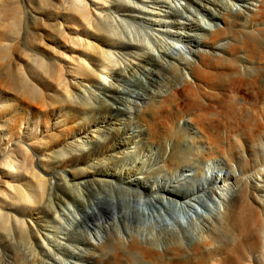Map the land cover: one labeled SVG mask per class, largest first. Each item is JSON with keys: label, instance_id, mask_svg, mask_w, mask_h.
<instances>
[{"label": "bare ground", "instance_id": "bare-ground-1", "mask_svg": "<svg viewBox=\"0 0 264 264\" xmlns=\"http://www.w3.org/2000/svg\"><path fill=\"white\" fill-rule=\"evenodd\" d=\"M176 2L54 0L48 18L65 24L50 25L47 55L18 37L53 92L38 104L26 80L21 99L92 113L85 147L102 155L52 185L84 140L0 148V264H264V0ZM7 10L0 40L38 16L10 9L7 25ZM111 124L135 128L119 156ZM134 151L143 161L127 165Z\"/></svg>", "mask_w": 264, "mask_h": 264}, {"label": "rangeland", "instance_id": "rangeland-1", "mask_svg": "<svg viewBox=\"0 0 264 264\" xmlns=\"http://www.w3.org/2000/svg\"><path fill=\"white\" fill-rule=\"evenodd\" d=\"M173 1L175 4L178 3L176 0ZM53 3L54 0H7L6 3H4L5 5L0 4V20L2 19L1 13L8 9L6 11V16H3L6 18L5 23L10 21L12 16L14 17V15H16L15 17L18 16L22 18L24 12L28 14L31 10H34L38 15L36 19L33 20L30 18V15H28L29 21H32L28 22L27 20V24L18 18L17 25L9 28L8 31L11 32L7 35V37L0 40V148H5V146L8 144L9 147L12 148L14 145L21 144L22 142L29 145L28 143L34 140H37L38 143H40L46 139L49 142L47 146H52L49 149H60L64 146L69 148V142L76 140L77 138L84 140V142L79 141L77 143L80 148L79 150L78 146L76 151L70 150L73 155H70L69 153L66 154L64 157L65 162L62 164L63 170H56L55 174L57 178L51 181L52 185H54L53 182L59 180L58 177H65L68 170H74L77 172V170L84 169L86 166L89 167L91 163L98 161L102 155V153H99L101 151V147L91 149L90 151H88V149L85 147L87 143H89V132H92V129H97L98 126H100L102 120L96 121L95 117H89L94 116L92 113H89L88 111L84 112L82 110H76L75 112L71 111V114L67 112V115L65 116V111L62 109L59 110L49 107L42 108L41 106H34L28 102H24L20 96V89L26 85H24L22 81L29 80L32 83L31 86L36 87L39 90L38 104H41L43 101L52 98L51 94L53 92H49L50 89L47 86V83L41 81V78L38 75L32 73L31 66L27 62L30 56V50L26 48V44L28 43L27 45L29 47H37V49L42 51L45 55H47L45 53L47 51L45 50L44 52L43 48L47 45H55V41L52 37V40L48 39L50 38L49 33L50 35L52 34L49 30L51 27L50 25L55 22L56 26L59 27V23L61 22L65 24V20L62 19L64 16L60 14L58 15V18L56 17V20H49L48 13L51 12V6ZM10 9L12 11L14 10V14L12 13L13 15H11V17H9ZM8 12L9 14H7ZM182 14L183 19L191 17L188 13L183 12ZM193 15H196L198 18H200L202 25L208 30H214L217 27L218 23L207 20L201 14L195 13ZM182 30L184 29L182 28ZM0 31H2V29ZM186 31L187 32L184 34L185 37L188 38L191 32L188 30ZM192 33H194V35H192L193 40L197 42L202 41L203 37L206 35L200 34L199 31H194ZM0 37H2V35H0ZM18 37H26L28 38V42H25L23 45H21L20 42L18 44ZM141 77L143 76L141 75ZM107 83H112L110 78L107 79L106 84ZM121 104V102H118L115 106L121 107ZM118 117L123 119L125 116H123L122 113H119ZM113 120L114 119H111L109 122L112 123ZM111 127L119 128L117 131H113V134L117 136L112 145L117 146V149L111 150L118 155V151H122L123 149L131 147V144H118V141L123 139V135L129 134L128 132L131 134L135 128H132L134 127L132 125L129 127L130 129H124L119 124H111ZM96 134L99 136H97L95 141H98L100 139V134L98 131ZM99 141L102 144L105 139H100ZM111 149L114 148L112 147ZM78 154H81V156ZM122 156L124 158L123 161L127 165L134 164V162H136V160L140 157L141 159H139V161H143V156H140V154L137 155L135 151ZM79 159H81V162ZM108 160V163H100V166L103 169L109 165H112V168H114L113 159L109 158ZM61 175L62 177H60ZM137 175L140 174H136L135 176ZM171 203L173 202H164V204L167 206L172 205ZM152 210L154 214H158V212H161V207L156 206V208H153ZM63 211L69 218L71 217V214L68 213L65 208H63ZM140 212L142 211L140 210L139 213ZM68 223L69 220H63L64 226H66ZM46 261L49 264H56L55 262H51L52 260Z\"/></svg>", "mask_w": 264, "mask_h": 264}]
</instances>
